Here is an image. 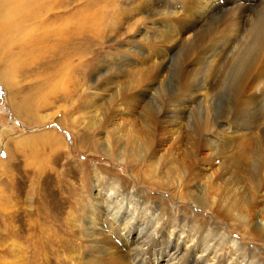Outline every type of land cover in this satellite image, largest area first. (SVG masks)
I'll return each mask as SVG.
<instances>
[{"label": "rangeland", "instance_id": "1", "mask_svg": "<svg viewBox=\"0 0 264 264\" xmlns=\"http://www.w3.org/2000/svg\"><path fill=\"white\" fill-rule=\"evenodd\" d=\"M208 1L50 0L36 19L24 22L23 29L31 31L34 39L45 32L65 31V48L60 46L56 53L41 46L47 42L36 44L33 58L26 57L22 49L32 39L21 34L3 36L7 29L4 9L15 0H0V264H81L82 260L120 264L109 261L108 253H92L81 225L86 218L83 208L90 206L96 172L116 175L139 185L136 188L147 196L161 197L167 212L211 220L228 236L242 240L243 247L255 248L264 262V238L255 227V221L264 220V197H259L258 219H233V225L193 209L186 201L194 178L206 186L209 177L223 174L227 154L235 151L242 139L264 135V114L255 124L232 128L231 134L213 124L231 111H246L251 96L264 90V49L259 60L238 78L232 56L220 49L221 43L227 44L236 34L231 22L220 19L208 34L199 24L191 29ZM245 2L258 5L264 0ZM253 20L252 14L241 18L243 32ZM78 28L81 31L75 32ZM261 31L264 48V24ZM188 35L200 41L194 46L182 41ZM212 48L215 56L204 67L198 60ZM200 77L201 100L190 105L188 87ZM207 131L221 132L217 136L221 148L229 147L226 154L213 156L207 150L202 140L207 136L197 134ZM114 132L118 138H123L124 132H155V139L146 142V152L155 157L140 165L157 168L152 186L157 191L140 186L146 180L134 166L138 161L123 166L102 151L114 145ZM44 134L57 139L56 144L50 143V138L44 140ZM193 134L195 137H190ZM192 147L199 149L198 160L204 157L208 169L196 173L198 176L193 171L181 177L180 185L170 182L167 169L189 160L186 152ZM132 174L137 175L136 180ZM168 182L169 187L162 186ZM220 182L217 180L214 189ZM181 196L183 203L179 202ZM43 230L51 238L45 237L46 246L39 245ZM57 236L65 239L64 244ZM166 258H161V263L167 262ZM126 264H130L128 260Z\"/></svg>", "mask_w": 264, "mask_h": 264}, {"label": "bare ground", "instance_id": "2", "mask_svg": "<svg viewBox=\"0 0 264 264\" xmlns=\"http://www.w3.org/2000/svg\"><path fill=\"white\" fill-rule=\"evenodd\" d=\"M48 1L50 0H15L13 4L6 6V9L3 8L5 13H8H6L3 20L7 24V29L3 30V33L6 34L3 36L21 34L26 40L32 39L30 43L22 45L23 47L21 46L26 53V57L31 56L34 58V45L36 44L41 45V43L47 42L41 46H45V49H48V51L53 50L56 52L57 48L63 46V42L66 39L65 33L67 32L61 30L52 34L45 32L44 36L34 39V37L31 38V31L28 32V30L25 31L26 29H23L24 22L28 19H36V16L43 11L41 9L44 3ZM249 3H246L245 0H224V3L220 0H209L204 4L205 12L202 13L203 15L197 21V24L195 22L191 26V29H193L199 24L203 29H206L208 34L209 29H214L220 19L226 18L231 22V26L235 27L236 34L232 39H229L227 44L221 43L220 49L223 53H229L228 55L232 56L234 62V68L232 67V69L239 74L238 78L259 60L262 49H264L261 42L263 39L261 29L264 24V3L258 5H251ZM247 14H252L254 20L246 24V29L243 32L241 18ZM77 31L80 32L81 28H78L75 32ZM188 33L189 31L185 34ZM73 35L76 36L75 34ZM52 39H55V42L50 44L48 41ZM237 40L239 42L235 46ZM182 41L194 46L195 42L200 41V38L188 35ZM63 47L61 50H63ZM210 51L212 52L204 53L200 57L201 59L198 60L204 67L215 56V50L213 51L212 48ZM195 80L197 81L188 87L192 93L187 102L190 105L201 100L203 79L200 77ZM251 97L250 100L252 101L249 103L246 111L240 109L238 111H231L228 116L213 120L215 127H218L226 134H231L232 128H244L247 123L255 124L260 120L264 114V90L258 91V93ZM25 110L28 112L27 109ZM165 116L169 117V114L166 113ZM124 133L123 138H118L119 135L117 132H114V145L109 148L103 147L102 151L108 157L114 156L117 158L116 160L123 166H131L135 161H138V165L134 164V166H137V171H139L141 177H144L143 181L146 180L145 184L140 186L146 188L148 191H157L156 188L152 187L154 185L153 175H155L157 168L144 169V166L140 165L146 158L148 159L152 156V154L149 155L146 152V142L155 139V132ZM220 133L211 131L197 132L198 136H207L202 140L206 141L205 147H207V150L213 156L226 154L225 152L229 148L227 146L222 147V150L219 136H217ZM43 136L45 137L44 140L50 138L47 134ZM191 136L195 137L194 134ZM250 136L245 138V140L242 139L244 143L241 140L242 144L240 143V146L235 151L227 154V166L223 169L221 176L209 177L205 181L206 186L200 184L203 180L193 179L191 182L193 185L190 187L191 194L186 196V201L191 203L193 209L203 211L209 214L208 216L211 215L217 220L218 218H222V221L231 225H233L231 223L233 219L242 222L258 219V215L260 214L258 210L261 209L259 197H264V135L259 138L254 135H252L254 137ZM121 139L124 141L122 144L120 143ZM56 140L49 139L50 143L53 141V145L56 144ZM140 141H143V143H141V147L138 150L136 149V144ZM149 149H152V147H149ZM111 150L113 153H111ZM198 151L199 149L194 150L192 147L190 151L186 152L189 160L182 163L181 166L179 164L170 165L167 169L168 174H166V178L170 182L173 181L180 185L182 182L181 177H188L193 171L195 175L196 173L201 175V171L202 173L206 171L208 169V162L204 157H200L201 160H198ZM147 173L151 175H147ZM132 176L136 180L137 175L132 174ZM217 180L221 181L220 187L214 189L213 186H216ZM92 184L93 195L90 197V206L85 205L86 208H83V210L85 209L86 218H83L81 225L84 224V232L86 236H89V243L93 249L92 253L97 255L108 253V260L112 263L121 262L122 264H126L128 260L130 264H264L255 248L243 247L242 240H235L231 236H228L220 226L218 228V225L211 220H207L204 217L198 220L195 214L191 217L183 215L180 217L177 212H167L168 210L163 209L164 206L162 207L160 203V201H163L161 197L147 196L144 192H140L137 189L139 185L136 186L126 179L103 172L95 173ZM162 186L169 187V182L165 185L162 184ZM171 196L172 199H176L175 193H171ZM182 200L181 196L179 202H185ZM67 223L69 222L67 221ZM72 223L76 225L77 220L72 218ZM255 227L260 235L259 237L264 238V220L255 221ZM45 233L46 231H41L39 245H47L48 241H45V237L47 240L51 239ZM131 235L134 238H131ZM64 240L63 237L59 238L60 244L65 242ZM123 253L124 256L122 255ZM71 256L72 254L69 257ZM164 256L167 257V262L161 263L160 259ZM83 258L86 257L84 256ZM86 259H91V257L88 256ZM83 261H80V263L91 264L89 260Z\"/></svg>", "mask_w": 264, "mask_h": 264}]
</instances>
